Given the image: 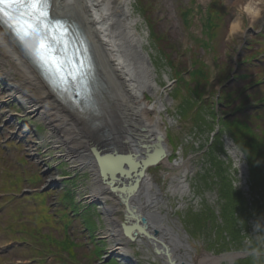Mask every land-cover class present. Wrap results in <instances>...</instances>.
Masks as SVG:
<instances>
[{"label": "rangeland", "instance_id": "374dc122", "mask_svg": "<svg viewBox=\"0 0 264 264\" xmlns=\"http://www.w3.org/2000/svg\"><path fill=\"white\" fill-rule=\"evenodd\" d=\"M224 1L226 5L223 9L225 16L216 26L217 31H219L218 47L212 51L210 46H205L200 41L195 48L190 50L196 37L202 36L203 20L211 0H131L132 15L137 18L136 27L144 38V48L150 54L157 74V81L160 84V92L163 94L166 103L161 114L167 127L168 141L171 144L172 151L169 159L171 161L176 159L187 161L183 165L175 167H168L164 164L150 167L149 172L154 175L156 185L149 190V197L155 200L152 207H149V211L152 210L155 213L153 217L156 221L160 219L159 214L165 215L181 238L194 241L197 246L189 249L191 252L197 251L199 253L205 250L218 255L222 252L254 251L255 249L253 253H247L240 263L237 262L238 259L235 263L264 264V245L257 244L255 240L251 245L247 243L249 237H254L257 234L254 230L255 224L257 222L264 224V181L260 180L257 173L255 178L250 180L248 178V181L251 182L249 192L245 189L244 193L239 191L240 184L235 188L239 190H231L240 195V199L235 198L236 202L232 203L231 209L228 196L225 197L223 191L226 188L234 189L233 179L236 173L234 174L229 164L219 158L220 155L227 158L224 151V141L222 142L221 138L215 134L212 143L207 142L209 133L213 131L218 120V118L214 119L213 122V117L210 114L211 105L215 104L216 91L220 89L222 81L229 76L222 77V73L228 65L231 69L233 66H238L235 62L236 57H244L251 50L250 47L246 48L245 36L238 35L234 40L229 41L225 39L231 22L230 17L232 18L236 14L237 5L242 0ZM188 8L190 9L189 13ZM242 19L247 26V18ZM263 25L264 18L257 20L255 26L246 27V38L249 39L251 34L254 35L252 28L260 29ZM257 47L261 48L263 45L259 43ZM160 48L170 52L175 63L168 60ZM192 52H197V56L202 58L206 65L205 71L208 74V80L207 82L203 81L205 84H203L202 89L203 92H206L205 101L207 105H202V102H199L195 91V89L197 90L196 87L193 86L192 90L190 86L185 84L190 76L186 72L182 73L185 77L181 81L176 74L175 64L189 65V57H191ZM259 65L264 70V63L259 62ZM192 68L193 66H191ZM178 69L183 68L179 67ZM226 72L227 70H225ZM228 73L231 75L232 71ZM175 78L178 80L176 81ZM233 82L237 84V87L239 86V81ZM6 88L5 83L0 81V122L6 124L4 129L10 128L9 124H13L11 130L14 132L18 130L19 137L24 141L21 142L20 147L22 148L19 150L13 148V150L0 151V187H3L4 173L7 170L21 171V166L17 164L16 158L27 155L28 169L32 167L35 173L38 172L42 176L41 181L37 183L38 187L47 184L49 182L47 179L52 175H63L50 188L55 189L56 192L48 193L47 204L54 202L55 197H63L62 191H68V194L75 198L74 203L78 205L79 203H86L89 210L93 209L92 215L95 216V223L92 224V227L96 232V243H93L92 237L86 231V224L83 221L80 222L75 216L71 229L73 239L74 242L79 244L83 242V244L74 249H63L61 248L62 245L58 246L53 243H51L52 245L50 243L42 244L40 247L46 251L45 253H50L49 249L54 252L50 253L45 263L103 264L105 263L103 258H107L106 261L116 258L117 264L122 263L118 256L111 254V240L104 237L107 224L104 220V214L100 210V205L87 203V196L90 193L89 185L92 182L90 167L88 165L85 167L78 166L77 162L79 161L65 157V146L51 141L52 139L60 140L58 135H52V138L48 140V125L39 117L25 111L21 102L15 99L3 101L8 94ZM256 91L257 94H264V86L256 87ZM148 97L153 101L155 100V97L150 94ZM12 112L16 116L10 118ZM257 113H253L254 122H258ZM60 132L61 135L65 134L64 129ZM9 133L0 130L1 143L8 138ZM187 136H191L192 140L185 143ZM0 148L3 147L0 145ZM37 153L40 157L38 159H41L40 162L38 159L36 162L31 159ZM20 161L26 163L27 159L20 158ZM187 167H189V172L186 174V182L190 191H178V188L172 184L174 180L172 174L183 177V172ZM164 170L169 171L170 174L165 176ZM174 182L177 183L176 180ZM31 184L30 180H27L23 185L29 186ZM137 200L148 203L144 193H140ZM19 201L8 193L3 195L0 192V205L13 203L10 204L11 207L8 211L0 215V225L5 222L4 225L6 226L12 222L23 220V211L27 214L38 212V208L34 206L35 203L24 208L23 201L18 203ZM41 204L45 206L46 202L41 201ZM79 207L80 210H83V207ZM115 214L122 219L121 208ZM13 216L14 219H12ZM44 217L48 220L51 219L48 214ZM84 220H86L85 215ZM43 225L44 228H34L31 232L37 234L41 241L45 242L52 238L53 233L46 232L44 229H47L48 225L46 223ZM49 225H52L53 230L54 228L58 229L59 237L63 236V226L60 227L55 222H49ZM239 228L242 237L236 236L240 235ZM25 230H27L26 225ZM243 230L244 232H242ZM17 234L19 233L16 231L1 228L0 251L3 254L0 257V264L6 262L8 264H38L40 258L30 260L29 257H32L31 254L40 257L42 253L36 254L28 248L21 247L15 240ZM94 245L100 247L101 255L99 258L94 253L92 255L87 254L89 249H95ZM132 245L134 247L132 254L138 259V264H165L163 259L155 255L147 244L133 242ZM179 249L178 253L182 256L184 248ZM184 257L187 258V255ZM93 259L95 260L93 261ZM220 264L231 263L224 260Z\"/></svg>", "mask_w": 264, "mask_h": 264}, {"label": "bare ground", "instance_id": "6f19581e", "mask_svg": "<svg viewBox=\"0 0 264 264\" xmlns=\"http://www.w3.org/2000/svg\"><path fill=\"white\" fill-rule=\"evenodd\" d=\"M50 13L72 20L74 27L80 29L91 43L99 81L96 110L99 111L100 118L106 120L112 144L126 151L134 150L138 156L147 154L150 145H154L150 147V151L156 154L165 147L167 155L162 160L164 165L178 166L187 162L180 160L173 163L168 160L171 148L161 114L166 103L160 92L150 54L145 50L143 37L136 27L131 0H51ZM0 81L5 83V88L8 86L5 101L15 99L21 102L25 111L48 125V140L52 135H58L60 140L51 141L65 146V157L79 161L78 166L90 167L92 182L88 197L99 201L104 207L109 221L104 231L112 242L110 247L123 260L132 258L134 247L123 235L121 219L115 214L121 205L112 195L106 194L108 186L102 182L100 168L91 148L97 129L90 123L87 124L86 111L81 113L78 109L72 110L53 93L19 44L1 24ZM147 94L155 97V100L149 99ZM90 113L91 110L87 116ZM62 129L65 134L61 135ZM107 150V147H103L102 153ZM125 165L133 167L132 160ZM145 171L147 172L146 169ZM186 171L189 172V167L185 168L184 172ZM169 174L166 171L164 173L166 176ZM172 176L175 180L181 178L176 174ZM60 177L52 175L50 180ZM154 183L153 175L146 173L139 191L145 194L148 202L143 204L150 207L149 190ZM148 214L152 224L170 237L174 256L184 259L185 264H220L234 256V253L215 255L205 250L191 252L188 250L191 242L181 238L164 216L160 215V220L156 223L151 219L152 211H148ZM138 239L139 242L147 243L142 237ZM179 248H184L182 256L178 253Z\"/></svg>", "mask_w": 264, "mask_h": 264}, {"label": "snow or ice", "instance_id": "6c2138e0", "mask_svg": "<svg viewBox=\"0 0 264 264\" xmlns=\"http://www.w3.org/2000/svg\"><path fill=\"white\" fill-rule=\"evenodd\" d=\"M51 0H0V23L11 29L20 41L29 35L39 39L37 49L29 54L48 74L51 85L81 111H96L91 100V64L87 49L74 38L66 22L50 16ZM93 151H96L93 149ZM104 168L113 175L127 176L123 164L130 157L116 152L102 156Z\"/></svg>", "mask_w": 264, "mask_h": 264}, {"label": "clouds", "instance_id": "9594fccd", "mask_svg": "<svg viewBox=\"0 0 264 264\" xmlns=\"http://www.w3.org/2000/svg\"><path fill=\"white\" fill-rule=\"evenodd\" d=\"M242 18H247V26ZM262 18H264V0H242V2L237 5L235 18L229 23L225 39L234 40L238 35L243 36L246 32V27L255 26V22ZM218 130H223L225 133L227 132L225 129L221 128L219 123H217L214 126L213 131L209 133L208 143H212L215 133ZM191 140V136L185 137V143ZM224 151L227 154V158H224L221 155L219 158L226 164H229L235 174L239 171L243 158L247 154V149L244 148L243 143L229 140L224 145ZM239 182V177L235 175V179L233 181L234 189L239 185ZM254 230L257 234L254 237H249L247 243L251 245L253 240H255L257 244L264 245V224L257 222L254 226Z\"/></svg>", "mask_w": 264, "mask_h": 264}, {"label": "trees", "instance_id": "16d2710c", "mask_svg": "<svg viewBox=\"0 0 264 264\" xmlns=\"http://www.w3.org/2000/svg\"><path fill=\"white\" fill-rule=\"evenodd\" d=\"M223 100L227 102V94L223 93ZM228 128L235 135L238 142L243 143L247 149V155L250 160L252 176L255 178L257 173L260 180L264 181V140L260 139V135L256 130L249 128L233 121L228 124Z\"/></svg>", "mask_w": 264, "mask_h": 264}, {"label": "water", "instance_id": "95a60500", "mask_svg": "<svg viewBox=\"0 0 264 264\" xmlns=\"http://www.w3.org/2000/svg\"><path fill=\"white\" fill-rule=\"evenodd\" d=\"M158 156V155H157ZM156 155H151L150 157H148V158H145L144 159V162H143V165H142V167L141 168H139L138 169V171L137 172H135V178H132V184H130L128 187H115V186H113V189L115 190V191H120V193H119V195L121 196V198L123 199V201H125V203L126 204H128V201H129V197H130V195H132L134 192H135V190H136V188H137V186H138V180H139V178H140V176H141V171L142 170H140V169H143V167L145 166V165H147V164H150V163H155V162H157L158 161V159H159V156L157 157ZM104 173V172H103ZM104 175H105V173H104ZM130 176V175H129ZM116 177H118V178H123L124 176H122V177H120L119 175H117ZM127 177V176H126ZM105 178H107L106 176H105ZM123 189H125L124 191H123ZM121 190H122V192H121ZM139 217H137L136 219L138 220V219H140V218H142V220L145 222L146 221V217L144 216H142L141 214H139L138 215ZM131 226H132V228H136L137 230H134V234H137L138 233V231H142V232H144L148 237H153V239H157V237L154 235V234H150L148 231H145V226L144 227H141V226H138V224L136 223V222H134V223H132L131 224ZM155 233L157 234L158 233V230L156 229L155 230ZM161 243H162V248L160 249V248H158L157 247V245L155 244V250L156 251H161V250H164L165 249V252L167 253V255H168V260L172 263V264H177L176 263V261L174 260V259H172L171 258V256H170V252H169V247H168V245H166L164 242H162L161 241Z\"/></svg>", "mask_w": 264, "mask_h": 264}]
</instances>
